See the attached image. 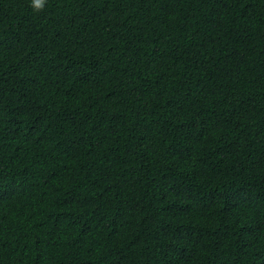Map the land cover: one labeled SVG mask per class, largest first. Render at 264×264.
<instances>
[{"label": "trees", "instance_id": "obj_1", "mask_svg": "<svg viewBox=\"0 0 264 264\" xmlns=\"http://www.w3.org/2000/svg\"><path fill=\"white\" fill-rule=\"evenodd\" d=\"M0 264H264V0H0Z\"/></svg>", "mask_w": 264, "mask_h": 264}, {"label": "clouds", "instance_id": "obj_2", "mask_svg": "<svg viewBox=\"0 0 264 264\" xmlns=\"http://www.w3.org/2000/svg\"><path fill=\"white\" fill-rule=\"evenodd\" d=\"M43 0H33V7L40 8L42 6Z\"/></svg>", "mask_w": 264, "mask_h": 264}]
</instances>
